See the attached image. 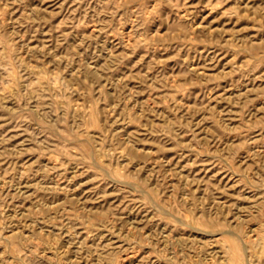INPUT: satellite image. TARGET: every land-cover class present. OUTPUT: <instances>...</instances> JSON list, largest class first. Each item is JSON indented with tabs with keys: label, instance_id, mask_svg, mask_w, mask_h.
Here are the masks:
<instances>
[{
	"label": "rangeland",
	"instance_id": "1",
	"mask_svg": "<svg viewBox=\"0 0 264 264\" xmlns=\"http://www.w3.org/2000/svg\"><path fill=\"white\" fill-rule=\"evenodd\" d=\"M250 260L264 0H0V264Z\"/></svg>",
	"mask_w": 264,
	"mask_h": 264
},
{
	"label": "bare ground",
	"instance_id": "2",
	"mask_svg": "<svg viewBox=\"0 0 264 264\" xmlns=\"http://www.w3.org/2000/svg\"><path fill=\"white\" fill-rule=\"evenodd\" d=\"M256 239H257V238H256ZM244 243H245V242H244ZM242 245H243V244H242ZM246 250L248 251V249H246ZM259 250H260V248H259ZM259 254H260V253H259ZM255 257H256V256H255ZM256 258H257V257H256ZM251 261H252V260H250L249 264L252 263Z\"/></svg>",
	"mask_w": 264,
	"mask_h": 264
}]
</instances>
